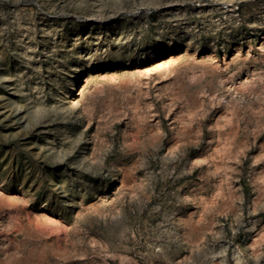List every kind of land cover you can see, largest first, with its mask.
<instances>
[{
  "label": "rangeland",
  "instance_id": "obj_1",
  "mask_svg": "<svg viewBox=\"0 0 264 264\" xmlns=\"http://www.w3.org/2000/svg\"><path fill=\"white\" fill-rule=\"evenodd\" d=\"M0 264H264V0H0Z\"/></svg>",
  "mask_w": 264,
  "mask_h": 264
}]
</instances>
